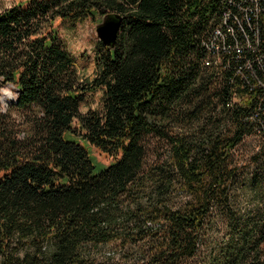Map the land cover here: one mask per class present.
Listing matches in <instances>:
<instances>
[{"label": "trees", "instance_id": "16d2710c", "mask_svg": "<svg viewBox=\"0 0 264 264\" xmlns=\"http://www.w3.org/2000/svg\"><path fill=\"white\" fill-rule=\"evenodd\" d=\"M116 14L81 75L60 25ZM10 85L0 264H264V0H0Z\"/></svg>", "mask_w": 264, "mask_h": 264}, {"label": "rangeland", "instance_id": "374dc122", "mask_svg": "<svg viewBox=\"0 0 264 264\" xmlns=\"http://www.w3.org/2000/svg\"><path fill=\"white\" fill-rule=\"evenodd\" d=\"M18 0H1L4 6H8L13 2ZM59 29L60 36L63 41H65L68 51L70 55L74 59V64L77 70L81 75L90 76L88 73H94L95 65L94 58L96 53V45L99 40L95 34L96 24L91 23L89 20H84L82 23H78L75 26L61 24ZM92 76V75H91ZM8 87H12L11 85ZM13 90V88H12ZM1 95L5 96L8 102L13 100L8 98L7 93H2ZM101 97L102 91H95L86 94L83 102L80 104V111L86 112L88 109H98L101 106ZM7 102V103H8ZM246 143L240 147L239 153L245 154L249 149V145L253 143V137H248L245 139ZM91 155L100 162L107 163L109 162V158L104 154H101L94 147H89Z\"/></svg>", "mask_w": 264, "mask_h": 264}, {"label": "water", "instance_id": "95a60500", "mask_svg": "<svg viewBox=\"0 0 264 264\" xmlns=\"http://www.w3.org/2000/svg\"><path fill=\"white\" fill-rule=\"evenodd\" d=\"M120 19V16L116 14L113 17H104L96 24L95 34L103 45L109 47L114 45L115 37L120 27ZM0 99H5L6 103L8 102L3 95L0 96Z\"/></svg>", "mask_w": 264, "mask_h": 264}, {"label": "clouds", "instance_id": "9594fccd", "mask_svg": "<svg viewBox=\"0 0 264 264\" xmlns=\"http://www.w3.org/2000/svg\"><path fill=\"white\" fill-rule=\"evenodd\" d=\"M90 76L93 75V73H91V71L88 73ZM16 87L15 85H12V87H3L0 86V92L2 93H7L8 94V98L11 99H15L18 95L17 92L13 91L12 88ZM9 110V106L6 103L5 99H0V112H6Z\"/></svg>", "mask_w": 264, "mask_h": 264}]
</instances>
